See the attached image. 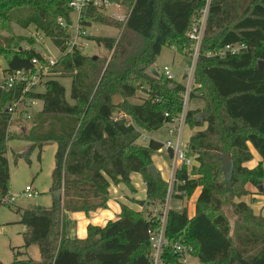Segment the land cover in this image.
<instances>
[{
  "label": "trees",
  "instance_id": "trees-1",
  "mask_svg": "<svg viewBox=\"0 0 264 264\" xmlns=\"http://www.w3.org/2000/svg\"><path fill=\"white\" fill-rule=\"evenodd\" d=\"M71 0H0V57L5 71L27 70L41 58L34 38L14 34V28L34 31L65 49L68 37L57 19H68ZM128 9L120 23L96 8L84 13V24L121 30L119 37L91 36L89 41L109 53V60L82 53L61 56L51 72L70 80L69 98L57 79L51 78L36 96L42 101L27 128L8 130L4 107L19 97V89L0 93V205L10 192L7 142L24 139L41 149L55 142L51 189L61 190L60 202L49 208L34 206L20 212L25 227L23 249L36 246L40 259L10 264H150L148 231L159 225L150 212L167 198L168 184L148 171L151 157L163 145L150 139L139 145L141 132H155L182 111L185 85L149 72L163 48L186 55L191 19L203 0H111ZM24 43V46L21 44ZM243 44L236 55L209 57L227 45ZM264 0H211L203 39L195 63L188 100L201 99L202 109L187 110L184 124L194 132L185 154L196 165L181 164L174 173L171 199H189L200 188L194 216L187 208L170 210L165 224L163 264H180L171 246L183 242L199 264H264V217L255 215L240 198L238 185L257 186L264 179ZM141 93L140 104L130 103ZM119 98L118 101H115ZM168 117H165L164 114ZM249 146L261 162L253 169ZM170 158L172 152L168 151ZM229 155L231 172L222 170L221 158ZM40 158V154H39ZM141 176L146 199L135 201L144 214L126 205L116 221L104 227L87 226L85 239L61 236L64 213L88 215L105 208L110 184L135 190L130 175ZM242 187V186H241ZM31 188L29 187V190ZM263 193V190L261 191ZM0 264H3L0 262Z\"/></svg>",
  "mask_w": 264,
  "mask_h": 264
},
{
  "label": "rangeland",
  "instance_id": "rangeland-1",
  "mask_svg": "<svg viewBox=\"0 0 264 264\" xmlns=\"http://www.w3.org/2000/svg\"><path fill=\"white\" fill-rule=\"evenodd\" d=\"M96 5L100 7L101 14L108 16L118 22H122L128 13V9L122 5L112 2L111 0H95ZM91 28L88 31L91 32L92 36H111L119 37L121 30L114 27H107L101 24L92 23L90 24ZM14 34L20 36H29L34 38L37 44L42 48V53L49 55L51 57H58L59 51L55 48L51 41L44 38L42 35L36 33L33 28L28 30H22L19 28H14ZM24 46V43L21 44ZM84 54L88 56H93L101 58L103 60H109L112 53L97 47L94 43L89 44ZM197 60V59H196ZM196 60L193 57L192 48L189 49V53L186 55L176 53L173 47L163 48L160 55L157 57L156 62L150 68L151 70H156L158 74L163 73V68L167 67L172 73L173 81L180 82L185 86L188 85L187 80L183 79V76H191L190 86L193 85V73L195 68ZM5 68V64L0 57V70ZM51 78L57 79L60 84L65 88L66 99L70 101V80L65 78H59L58 76H51ZM184 82V83H183ZM40 92H43L44 89L40 88ZM144 96L141 93L137 94V97L134 99H129L128 101L133 104H140L141 97ZM119 98H116L115 101H118ZM193 99L188 102V106H191ZM42 101H38L33 107L34 111H41ZM36 112V113H37ZM35 115V114H34ZM28 126H26L27 128ZM168 126L165 125L161 129L155 132H141V136L146 140L142 141L141 139L137 141L139 145H147L150 139H154L164 144L168 139L175 142L176 136L170 135L168 133ZM205 128V125L202 127V130ZM201 129V128H200ZM12 130V128L10 129ZM19 131V130H18ZM187 131H184V136L182 139L181 149L183 150L186 145L187 140ZM182 138V136H181ZM33 144L30 141L24 139H10L7 142V154L6 158L8 160L9 166V184L10 192L7 197H13L14 202L9 204L0 205V262L3 264H10L15 259L17 260H26L31 259L38 261L40 259L39 249L36 246H31L27 249H23V233L25 232V227L20 223V212L24 211L29 207L40 206L44 208H49L53 202V192L60 191L51 189L52 186V170L54 168V154L56 151L55 142H50L45 145L41 151L37 147L31 150ZM40 154V158H39ZM153 159L155 163L163 166L167 165L168 167L171 164L172 157L166 151V148L162 147L158 152L153 154ZM168 184V183H167ZM242 186V187H241ZM30 187L32 192L25 193V188ZM260 189L257 186L250 184L249 182H244L243 185H238L237 192L242 195L240 198L234 197L231 200H228L227 203L224 202V206L228 207V215L230 216L231 222L234 220L231 215L232 204L239 202L241 199L251 200V196L258 194L264 196V179L259 185ZM170 189L171 195L172 186L168 184V190ZM263 190V193L261 191ZM195 193V192H194ZM186 199L184 202H181L180 205L183 207L185 205L189 210L191 209L190 202L193 200V195ZM30 194L31 197H27ZM125 199L128 203L134 204L135 200L129 198L128 195H125ZM177 200L173 199L171 206L176 208ZM135 205V204H134ZM138 206V204H136ZM107 205L105 206V208ZM141 207V206H140ZM140 212L144 214V207L140 208ZM75 213H64L62 230L66 234V226L70 225L71 220L69 216ZM145 216V214H144ZM188 264H199L198 260L190 257Z\"/></svg>",
  "mask_w": 264,
  "mask_h": 264
},
{
  "label": "built area",
  "instance_id": "built-area-1",
  "mask_svg": "<svg viewBox=\"0 0 264 264\" xmlns=\"http://www.w3.org/2000/svg\"><path fill=\"white\" fill-rule=\"evenodd\" d=\"M211 0H203V6L195 13L191 19L190 28L187 32V37L192 43L193 57L196 60L198 58L199 50L201 47L203 33L205 25L208 18L209 7ZM69 8L71 10L68 19L59 17L57 19V24L60 28L65 30L68 37L65 41V49L59 51L58 57H51L42 53V48L40 49L41 58H34L31 60V67L27 70H15V71H5L4 69L0 70V93H7L10 90L19 89L20 95L14 100L10 101L4 107V113L8 115V130L13 127L12 124H20L17 129L19 131L25 130L27 124L37 112L33 110V107L36 105L38 98L36 96L41 94L39 91L40 88L45 90L46 83L51 79V76L54 73L51 72V69L57 64L58 59L61 56L71 55L74 53H82L88 48L90 41V35L88 28L83 22L85 20L84 13L88 8H96L100 10V7L96 5L95 0H71L69 2ZM245 46L243 44L227 45L222 49L214 50L209 52L207 56L211 57H224L227 54L236 55L240 51L244 50ZM164 76L168 79L173 80L172 73L167 67L163 68ZM187 75V83L185 86V94L183 95L182 101V111L176 118L172 119L169 123L171 128L168 130L170 135H175V142L167 140L163 145L167 151L172 152V159L174 166L172 167V173H174L178 166L185 164L188 169L192 166V159L188 158L185 154V149H181L182 140L180 138V128L184 125L185 113L188 108V96L191 91L192 85L190 86L191 76ZM190 79V81H189ZM1 106V100H0ZM165 117L168 115L165 113ZM177 125V127H176ZM142 141L146 139L141 137ZM174 178L169 184L171 187L173 184ZM32 192V189L29 190V187L25 188V193ZM27 197H31L30 194ZM171 191L168 190L167 198L159 208H151L153 216L157 217L159 225L156 228H153L148 231L149 244H150V253L149 261L150 264H163V256L165 248L168 246V242L165 238V224L167 219V214L171 210L170 201H171ZM14 202L13 197L9 199L5 198L3 200L4 204L11 205ZM173 253L177 256L178 262L180 264H188L191 252V247L184 244L183 242H176L172 246Z\"/></svg>",
  "mask_w": 264,
  "mask_h": 264
},
{
  "label": "crops",
  "instance_id": "crops-1",
  "mask_svg": "<svg viewBox=\"0 0 264 264\" xmlns=\"http://www.w3.org/2000/svg\"><path fill=\"white\" fill-rule=\"evenodd\" d=\"M90 28H91V26L88 29H90ZM89 33H90V35H92L90 31H89ZM98 36H103V35H98ZM186 77L187 76L184 75L183 79L185 80ZM175 82H177V81H175ZM203 106H204L203 101L201 99L197 98V99H193L191 106L190 107L188 106L187 110H198V109H202ZM166 125L168 126L167 128L169 130L171 128L170 124H166ZM17 127H15V128L13 127V128L18 130ZM176 127H177V125H176ZM185 130L187 131V134H188L187 140H186V145H187L191 135L196 131H201L202 128L201 129L200 128H194L191 130V129H189V127L187 125L184 124L180 128V138L182 136L181 140L183 139ZM155 141H157V140H155ZM186 145H185V147H186ZM249 150H250L251 155H252V160L249 163H245L243 166L248 168V169H253L254 167H256L261 162V159L257 155V153L252 149L251 146H249ZM151 160H152V163H153L156 171L159 173L161 179L163 181H165L166 183L170 184L171 181L173 180V173H172V167L174 166L173 159H170L171 164L169 167L167 165L161 166V165L155 163V161L153 159V155L151 157ZM193 165H196V162L192 159V166ZM263 169H264V163H263ZM130 183L135 190L134 193H131L129 191V189L122 184H119V185L110 184V187H109L110 199L106 204L107 205L106 208H102V209H98L94 212H90L88 215H86L84 213H75L72 215H76V216H69L71 223H70V225L66 226V234H64L63 230H62V223H63V216H62L61 228H60L61 236L66 237V238H70V239H73V238L85 239L87 236V226L88 225L97 226V227H104L107 222L116 221L118 219L120 212H121L120 206L122 204L140 212L141 207L139 205L137 206L136 204L134 205V204L128 203L127 200L125 199V195L126 196L128 195L129 198H132L135 201H144L146 199L145 183L143 182L141 176L138 174H135V173L130 175ZM199 193H200V188L197 189L193 195V200H191V202H190V205H191L190 210L185 205H183V207L180 205V203L184 202L185 199L177 200L178 204H177L176 208L171 206V202L173 201V200H171L170 201V208L172 210L180 211L186 207L188 217L192 218L194 216V212H195V210H194L195 202H196V199H197ZM240 201L247 204L252 209V211L255 215H260V216L264 217V196L255 194V195L251 196V200L241 199Z\"/></svg>",
  "mask_w": 264,
  "mask_h": 264
},
{
  "label": "water",
  "instance_id": "water-1",
  "mask_svg": "<svg viewBox=\"0 0 264 264\" xmlns=\"http://www.w3.org/2000/svg\"><path fill=\"white\" fill-rule=\"evenodd\" d=\"M40 49L37 48V52H39ZM258 66L259 67H264V61H259L258 62ZM152 74L157 76V73L155 72V70H152ZM221 161H222V166H221V170L226 174V175H229L230 172H231V167H232V160H231V157L229 155H224L222 158H221ZM148 171L149 173L154 177V178H158V175H157V171L154 167V165H151L148 167ZM61 198H62V191H55L53 192V200L56 201V202H60L61 201ZM30 208H33V207H30Z\"/></svg>",
  "mask_w": 264,
  "mask_h": 264
}]
</instances>
